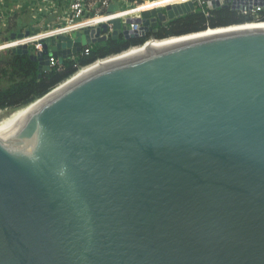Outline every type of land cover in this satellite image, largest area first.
Wrapping results in <instances>:
<instances>
[{
    "label": "water",
    "instance_id": "water-1",
    "mask_svg": "<svg viewBox=\"0 0 264 264\" xmlns=\"http://www.w3.org/2000/svg\"><path fill=\"white\" fill-rule=\"evenodd\" d=\"M194 1L129 18L140 34L116 18L11 50L41 76L109 24L139 38ZM208 29L96 62L0 132V264H264V27Z\"/></svg>",
    "mask_w": 264,
    "mask_h": 264
},
{
    "label": "trees",
    "instance_id": "trees-1",
    "mask_svg": "<svg viewBox=\"0 0 264 264\" xmlns=\"http://www.w3.org/2000/svg\"><path fill=\"white\" fill-rule=\"evenodd\" d=\"M260 16V21H264V11ZM252 21H255L253 16L244 15L230 6L208 9V15L196 10L170 20L165 25L156 26L139 38L126 39L123 35L116 39L110 37L102 43L92 45L88 55L76 60L66 59L60 67L44 71L41 76L38 62L33 61L29 54L10 50L8 60H2L0 55V83L3 79L6 81V84L0 87V110L11 113L24 108L68 80L78 72L79 67L91 65L99 59L141 45L152 35L163 39Z\"/></svg>",
    "mask_w": 264,
    "mask_h": 264
},
{
    "label": "built area",
    "instance_id": "built-area-1",
    "mask_svg": "<svg viewBox=\"0 0 264 264\" xmlns=\"http://www.w3.org/2000/svg\"><path fill=\"white\" fill-rule=\"evenodd\" d=\"M151 1H161V0H151ZM186 1H188V0H186ZM186 1H175V2L184 3ZM221 1H222V4L220 6H223L224 4H226V0H221ZM139 3H142L141 0H37L36 3L34 5H32L31 7L33 10H36L35 14L33 16V19L36 21V24L34 27L41 29V31L38 33V34H40L43 32H47L49 30L66 28L70 25H76V24H79L80 22H83V21L92 20L95 18H100L102 16L108 15V14H110L108 12V9L112 4H114L116 6V11H117V10L127 9L128 7L134 8ZM172 3H174V2H170L167 4L161 3L160 5L155 6V7H151L150 9L156 8L159 6L163 7L165 9V7L167 5H170ZM227 4H229L228 6L232 7V2H228ZM133 5H135V6H133ZM220 6H218V7H220ZM19 8H20L19 3L11 4L10 0H0V35H1L2 31L8 27L9 22L11 21V18L17 14V11ZM208 9H213V8L209 7L208 0H195L194 1V10L192 12H194L196 10H201L206 15H208ZM234 10L240 11L244 15L253 16L255 18V21H260V18H261L260 13L264 11V5H259V4L253 3L252 7H249L246 5L244 9L240 8V9H234ZM142 11H139L135 15H132V17H130V18H135V19L141 20L142 19ZM53 14L57 15L58 19L60 20L59 24L57 26L56 25L52 26L51 24L47 23L46 25L48 26V29H43L44 25H45L46 18L50 17ZM128 19L129 18H126V19L121 18L122 29L132 30V31H135V32L140 34L143 22L128 23L127 22ZM109 22H110V20H107L106 22H102V23H98V24L90 25V26H86V27H81V28L75 29L73 31L65 32V33H58V34L50 35V36L44 37L42 39H46V38L58 36V35H71L74 31H78V30L80 31V30H83V29L91 27V26L96 27V26H99L103 23H109ZM163 25H165V24H163ZM152 28H154V27H151L150 30ZM113 30H114L113 25L109 24V30L107 33L108 38L111 37V33ZM38 34H35V35H38ZM121 35H123V34H121ZM42 39L27 43L30 45V47H33L32 52L36 53L37 51L43 49L42 43H40V41ZM11 40H13V39H11ZM152 40L157 41L159 39L153 35L150 36L149 39H147V41H152ZM6 42H8V41L4 42L0 38V45H2L3 43H6ZM24 44H26V43H24ZM21 45H23V44H21ZM17 46H19V45H17ZM17 46L9 47V48H7V50L12 49L13 47H17ZM133 47H137V46H132L129 49H131ZM91 48H92V45H88V46L83 47L79 53L73 54V56L70 59L76 60L77 58H79L81 56L88 55L90 53ZM1 51L2 50H0V52ZM102 60H104V59H99L96 62H99ZM49 61H50V69L55 68V67H60L62 65V63H60L59 59L57 57H54V56L50 57ZM96 62H94L93 64L88 65V66L79 67L78 72H80L83 69H87L88 67L94 65ZM78 72H76V74Z\"/></svg>",
    "mask_w": 264,
    "mask_h": 264
},
{
    "label": "bare ground",
    "instance_id": "bare-ground-1",
    "mask_svg": "<svg viewBox=\"0 0 264 264\" xmlns=\"http://www.w3.org/2000/svg\"><path fill=\"white\" fill-rule=\"evenodd\" d=\"M175 1H186V0L147 1V2H145L143 4L137 5L134 8L124 9V10H117L114 13H110V14L102 16L100 18H95V19H92V20L83 21V22H80L79 24L70 25V26H68L66 28L53 29V30H49L47 32L40 33L38 35H31V36L24 37V38H21V39L20 38L19 39H13V40H10L9 43H10L11 47L12 46H17V45H21V44L32 42V41H37V40H40V39H42L44 37H47V36H50V35H54V34H58V33H65V32L73 31V30L81 28V27H86V26H90V25H95V24H98V23L106 22L107 20H112V19H116V18H120V19L121 18H123V19L130 18V17H132V15H135L139 11L150 9L151 7L158 6L161 3L167 4V3L175 2ZM221 2H222L221 0H218V3H221ZM146 4H147V6H146ZM245 27H264V21H252V22H248V23H245V24H242V25H234V26L227 27V28L226 27L218 28V29L210 28L207 31H222V30H230V29L245 28ZM171 38H178V36L177 37L173 36ZM152 41H154V40H152ZM135 48L136 47H133L131 49H135ZM103 61L104 60L98 62L93 67L99 65ZM88 69H90V68H88ZM88 69L81 70L77 74L76 77H78L79 75H81L82 73L87 71ZM29 107L21 109V110H19L17 112H14V113L6 116L5 119L0 122V132L7 130L14 122H16L21 117V115L24 112L27 111V109Z\"/></svg>",
    "mask_w": 264,
    "mask_h": 264
},
{
    "label": "rangeland",
    "instance_id": "rangeland-1",
    "mask_svg": "<svg viewBox=\"0 0 264 264\" xmlns=\"http://www.w3.org/2000/svg\"><path fill=\"white\" fill-rule=\"evenodd\" d=\"M147 1H151V0H141L142 3H139V4H143V3L147 2ZM139 4H137V5H139ZM133 6H135V5H133ZM130 8L131 7H128L127 9H130ZM35 11L36 10L28 9V11L26 13H18L15 16H13L11 18V21L9 22L8 27L6 29H4L2 31V33H1V35H0L1 40L4 41V42L5 41L10 42L11 34L13 32H18L19 33V32L25 31V28L27 26H35L36 21L33 20V14H35ZM56 14H53L50 17L46 18L45 25H44L43 29H48V26L46 25L47 23L51 24L52 26L53 25L57 26L59 24L60 20L58 19ZM7 48H9L7 46V43L2 44V47L0 48V50H2L0 52L2 60H8L10 58L9 51L11 49L7 50ZM30 49H31V51H33V47H30ZM5 82H6L5 79L1 80L0 87L4 86L6 84ZM0 114L9 115V113H7V111H5V110L1 111Z\"/></svg>",
    "mask_w": 264,
    "mask_h": 264
},
{
    "label": "crops",
    "instance_id": "crops-1",
    "mask_svg": "<svg viewBox=\"0 0 264 264\" xmlns=\"http://www.w3.org/2000/svg\"><path fill=\"white\" fill-rule=\"evenodd\" d=\"M37 0H10V3L11 4H16V3H19L20 4V8L18 9L17 11V14L18 13H26L28 11V9H31L32 10V5H34L36 3ZM147 6V4H146ZM34 16V14H33ZM34 20V19H33ZM27 26V25H26ZM25 26V27H26ZM24 27V28H25ZM28 27H31V26H27L25 28V30L28 28ZM23 32V31H22ZM18 33V32H16ZM7 43V46L10 47V43L9 42H6ZM4 44V43H3ZM2 47V45H0V48Z\"/></svg>",
    "mask_w": 264,
    "mask_h": 264
}]
</instances>
